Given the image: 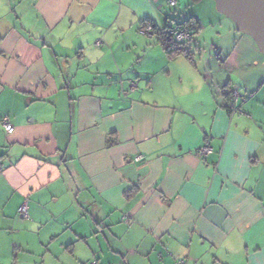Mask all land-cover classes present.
Masks as SVG:
<instances>
[{"label":"crops","instance_id":"1","mask_svg":"<svg viewBox=\"0 0 264 264\" xmlns=\"http://www.w3.org/2000/svg\"><path fill=\"white\" fill-rule=\"evenodd\" d=\"M190 20L193 61L142 29ZM93 260L264 264V54L215 0H0V264Z\"/></svg>","mask_w":264,"mask_h":264},{"label":"water","instance_id":"2","mask_svg":"<svg viewBox=\"0 0 264 264\" xmlns=\"http://www.w3.org/2000/svg\"><path fill=\"white\" fill-rule=\"evenodd\" d=\"M217 9L237 29L251 36L264 54V0H215Z\"/></svg>","mask_w":264,"mask_h":264},{"label":"built area","instance_id":"3","mask_svg":"<svg viewBox=\"0 0 264 264\" xmlns=\"http://www.w3.org/2000/svg\"><path fill=\"white\" fill-rule=\"evenodd\" d=\"M167 3L171 7H176L179 3V0H167ZM161 33H164L168 37H170L175 43L178 44H185L192 40V33L186 28V27H178L173 26L168 29L159 28ZM143 32L147 35L153 36V29L151 27H148L143 30ZM101 43H98V46H100ZM136 85L132 83V89H134ZM225 93H227L230 96L229 102L226 103V108L230 112V114H241V100H242V94L237 91L236 89H230V90H224ZM1 127L4 129V131L7 134H13L15 131L14 126L12 125L10 118L8 116H4L1 119ZM212 148L207 143L204 147H202L199 151L200 155L206 156L211 152ZM141 157H137L136 161H140ZM19 213L22 215V217L28 219L29 215L27 212L26 205H23L19 209ZM90 264H98V263H90ZM180 264H184V261H180Z\"/></svg>","mask_w":264,"mask_h":264},{"label":"trees","instance_id":"4","mask_svg":"<svg viewBox=\"0 0 264 264\" xmlns=\"http://www.w3.org/2000/svg\"><path fill=\"white\" fill-rule=\"evenodd\" d=\"M198 1V0H196ZM178 27H186L191 33H192V40L193 38L195 37L196 34H198L199 30H200V27L198 25L197 22L193 21V20H190V21H187L181 25H176ZM148 27H151L153 29V36H155L158 40V42L163 46L164 50L166 51L167 55L169 56L170 59H173L174 57L176 56H179V55H183L185 56L189 61H193L194 58H193V53L192 52H189V50L185 49V45H187L188 43H185V44H178V43H175L170 37H168L167 35H165L164 33H161V31L159 30V27H157L153 22H146L143 24V30L148 28ZM173 26H166L164 27V29H168V28H171ZM236 89L232 86H227V87H224L220 93L223 97L226 98V102L228 103L229 102V99H230V96L225 93L224 90H230V89ZM237 90V89H236ZM239 91V90H237ZM240 92V91H239ZM243 97V96H242Z\"/></svg>","mask_w":264,"mask_h":264},{"label":"rangeland","instance_id":"5","mask_svg":"<svg viewBox=\"0 0 264 264\" xmlns=\"http://www.w3.org/2000/svg\"><path fill=\"white\" fill-rule=\"evenodd\" d=\"M218 10V9H217ZM222 14V13H221ZM223 15V14H222ZM224 16V15H223ZM226 17V16H225ZM229 19V18H228ZM90 263H98V264H101L99 261H97V260H93L92 262H89V263H87V264H90Z\"/></svg>","mask_w":264,"mask_h":264}]
</instances>
